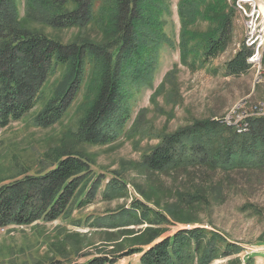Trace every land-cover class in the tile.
Wrapping results in <instances>:
<instances>
[{
    "label": "rangeland",
    "instance_id": "rangeland-1",
    "mask_svg": "<svg viewBox=\"0 0 264 264\" xmlns=\"http://www.w3.org/2000/svg\"><path fill=\"white\" fill-rule=\"evenodd\" d=\"M161 24L157 48L144 47L154 60L149 71L134 78L124 74V104L129 119L122 134L112 143L88 145L76 137L78 120L88 106L96 81L93 63L86 65L77 92L63 116L41 127L35 116L53 94L65 71L58 67L42 85L35 106L17 121L0 127V185L23 174H34L49 166L48 155L67 149L91 161L93 177H100L94 200L78 207L84 189L67 211L56 220L0 228V264H81L96 255L122 254L130 248L146 247L177 229L201 226L219 233L242 247L241 253L213 260L210 264H242L254 256L252 264H264V171L236 169L224 171L202 166H184L149 171L140 165L160 137L197 119H221L241 108L262 106L264 100V47L258 63L237 76L226 75L225 63L244 43L245 19L232 0L200 2L196 19L184 29L178 14L179 0H160ZM20 26L61 42L76 39L107 42L111 30L102 15L84 28L54 29L25 17L26 0H16ZM220 13H229L232 38L217 57L204 61L200 34L215 24ZM264 26V15H261ZM185 33L196 35L182 46ZM187 49V50H186ZM235 114V113H234ZM255 115V114H253ZM264 117V112L256 114ZM216 121V120H215ZM113 173L125 183L120 197L105 200L101 192ZM90 185L87 182L85 188ZM139 201L163 213L167 221L147 220L125 227L108 228L112 213L128 209ZM139 220V213L131 221ZM138 254L120 256L115 264H138Z\"/></svg>",
    "mask_w": 264,
    "mask_h": 264
},
{
    "label": "trees",
    "instance_id": "trees-1",
    "mask_svg": "<svg viewBox=\"0 0 264 264\" xmlns=\"http://www.w3.org/2000/svg\"><path fill=\"white\" fill-rule=\"evenodd\" d=\"M202 1L179 0L183 29L196 19ZM162 6L160 0H26L25 17L54 29L84 28L96 22L103 11L112 31L110 40L99 43L76 39L64 43L20 26L16 0H0V127L28 113L35 106L42 85L61 66L64 73L35 116L41 127L57 122L76 97L86 65L93 63V95L78 120L76 137L88 145L116 141L129 119L124 104V74L129 71L137 78L139 71L151 70L154 60L143 48L155 49L161 42V24L154 16L161 13ZM196 38L191 33L183 34L182 46L187 48L188 41ZM231 38V17L229 13H220L211 29L196 39L203 60L217 57ZM252 51L243 43L225 63L226 75L246 72L251 66ZM46 155L48 167L0 185V228L56 220L83 189L76 205L83 207L94 200L101 179L92 176L91 161L86 156L67 149ZM140 165L149 171L184 166L264 171V117L249 118L247 130L242 133L215 120H194L163 134L142 155ZM124 188L120 176L113 173L101 196L105 200L120 197ZM137 212L140 221H131ZM112 214L108 228L125 227L141 220L149 224L167 221L163 213L139 201ZM241 251L242 247L211 229L185 226L171 235L151 239L146 247L130 248L122 254L96 255L81 264H115L120 256L129 254L139 255L138 264H210ZM253 258L248 255L242 264H252Z\"/></svg>",
    "mask_w": 264,
    "mask_h": 264
},
{
    "label": "built area",
    "instance_id": "built-area-1",
    "mask_svg": "<svg viewBox=\"0 0 264 264\" xmlns=\"http://www.w3.org/2000/svg\"><path fill=\"white\" fill-rule=\"evenodd\" d=\"M264 7V0H260V3H252V0H234L233 9L242 16V19L246 20V29H244L243 40L248 38L249 26H251V21L249 20V11H256V19L258 18V9ZM262 53H258V46L254 48L251 52L250 60H254L258 63L261 59ZM262 106H255L254 108H241V110H236L234 115H227L225 118L215 119L216 121L233 128L237 133H242L246 131L245 129V114H258L259 112H264V100L262 101ZM259 250L264 251V245L258 247Z\"/></svg>",
    "mask_w": 264,
    "mask_h": 264
},
{
    "label": "bare ground",
    "instance_id": "bare-ground-1",
    "mask_svg": "<svg viewBox=\"0 0 264 264\" xmlns=\"http://www.w3.org/2000/svg\"><path fill=\"white\" fill-rule=\"evenodd\" d=\"M233 3L234 0H232V5ZM252 3H260V0H252ZM261 15H264V7H260L258 9V18H260ZM249 20H252L251 26H249L248 38L245 39L244 44L246 46L252 47L253 51L254 48L258 46V53H260L264 47V26H261L260 19H256V11H249ZM245 27H246V20H245ZM235 112L230 113L229 115H234ZM251 117H258V116H255L253 114H245V129H247L248 119Z\"/></svg>",
    "mask_w": 264,
    "mask_h": 264
}]
</instances>
